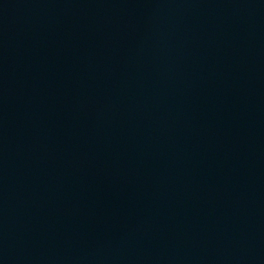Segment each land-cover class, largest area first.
Segmentation results:
<instances>
[{"label":"water","instance_id":"1","mask_svg":"<svg viewBox=\"0 0 264 264\" xmlns=\"http://www.w3.org/2000/svg\"><path fill=\"white\" fill-rule=\"evenodd\" d=\"M0 264H264V0H0Z\"/></svg>","mask_w":264,"mask_h":264}]
</instances>
